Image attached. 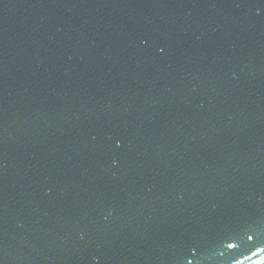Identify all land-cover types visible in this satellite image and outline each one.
<instances>
[{"label": "water", "instance_id": "95a60500", "mask_svg": "<svg viewBox=\"0 0 264 264\" xmlns=\"http://www.w3.org/2000/svg\"><path fill=\"white\" fill-rule=\"evenodd\" d=\"M264 261V0H0V264Z\"/></svg>", "mask_w": 264, "mask_h": 264}, {"label": "bare ground", "instance_id": "6f19581e", "mask_svg": "<svg viewBox=\"0 0 264 264\" xmlns=\"http://www.w3.org/2000/svg\"><path fill=\"white\" fill-rule=\"evenodd\" d=\"M258 264H264V261H262V262H260V263H258Z\"/></svg>", "mask_w": 264, "mask_h": 264}]
</instances>
